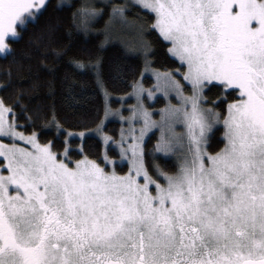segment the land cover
<instances>
[{
  "label": "snow or ice",
  "instance_id": "snow-or-ice-1",
  "mask_svg": "<svg viewBox=\"0 0 264 264\" xmlns=\"http://www.w3.org/2000/svg\"><path fill=\"white\" fill-rule=\"evenodd\" d=\"M131 8L154 16L151 28L186 67L183 79L192 94L183 96L180 81L164 73L157 89L166 96L173 89L180 93L182 106L160 109L159 122L142 104L121 117L135 124L142 115L144 121L139 136L132 127L127 139L122 130L119 142L107 140L118 144L121 162L130 158L127 172L117 171L118 161L107 150L102 165L89 158L82 143L76 149L81 159L73 161L71 148L61 154L53 141L41 144L37 131H17L29 125L7 120L16 114L0 98V139L18 138L31 146L0 143V158L7 160L6 167L0 165V264H264V0H133L114 6L112 13L126 20ZM97 12L52 0H0V53L14 55L13 45L31 32L17 59L21 71L31 73L33 55L43 64L55 50L60 59L68 57L72 73L94 69L97 87L105 86L102 62L73 54L78 20ZM63 85L67 96L79 95L71 74L64 75ZM209 86L237 94L226 115L204 107L228 99L208 100ZM133 88L142 100V85L135 82ZM109 112L105 106L104 119ZM25 113L21 106L20 115ZM34 117L25 120L35 124L39 107ZM221 117L224 145L209 152ZM181 118L187 128L183 156L170 170L150 163L144 148L148 130L167 129ZM51 123L66 131L54 105ZM103 123L67 132L65 143L69 137L83 142L102 132ZM184 139L174 132L164 135L154 152L168 159L173 144Z\"/></svg>",
  "mask_w": 264,
  "mask_h": 264
},
{
  "label": "trees",
  "instance_id": "trees-1",
  "mask_svg": "<svg viewBox=\"0 0 264 264\" xmlns=\"http://www.w3.org/2000/svg\"><path fill=\"white\" fill-rule=\"evenodd\" d=\"M75 4L76 7L87 5L99 11L96 16H88L78 20L81 31L77 36H73L74 43L73 54L87 56L90 59H99L102 62L101 71L105 86L97 87L95 70H82L72 73L68 67V57L60 59L55 50L49 51L47 59L41 63V57L33 55L31 60V73L21 71L18 67L17 59L21 51L25 48L26 42L31 32L24 34V39L15 43L16 49L14 55L7 53L0 54V85L9 84V87L0 89V98H3L5 104L13 107L19 124H28V127L22 129L40 133L39 141L47 143L54 142L53 150L61 153L65 146V134L68 130H83L86 124L88 128H94L99 123L104 112V99L109 95L111 104L117 105V96L127 93L133 82L140 76L145 64L160 69L184 71L179 60L172 56L168 49L169 43L164 41L157 31L152 30L151 25L154 16L149 11H141L140 8H131L125 13L126 20L120 16H114L112 8L116 5L129 4L131 0H52L54 5L61 3ZM52 13L50 8L48 15ZM63 15H66L63 14ZM112 15V16H111ZM120 17V18H118ZM86 29V30H85ZM11 43V41H9ZM103 42V46L102 45ZM56 45H53V49ZM55 69V71H52ZM11 70V75H6ZM66 73L71 74L79 87L76 92L79 95L69 97L66 95L63 85V77ZM182 80V74H177ZM144 83L150 85L152 78L144 76ZM47 81H55L53 86H49ZM39 83V87H34ZM205 96L210 101H216L218 97L227 96L228 99L222 103L210 104L215 106L221 113H225L227 104L237 98L236 93L225 92L222 88L209 86L205 91ZM19 99L20 106L16 105ZM161 102V100H158ZM54 112L57 121L63 125L66 131L60 132L55 124L51 123L52 112ZM21 106L26 107L25 115H32L33 118L37 108L41 112V118L36 120L35 124L25 120V115H20ZM47 113L48 115H44ZM99 117V119H98ZM111 125L114 122H110ZM222 126H217L214 134L210 138L209 152L218 151L223 146ZM156 140V133H152L146 141L145 150L146 159L151 163L153 159L166 170L173 168L172 159H164L161 155L152 156L153 146ZM70 148L69 155L72 160L81 157L76 151L83 143L84 152L89 158L103 164V142L97 135H90L83 142L79 138L69 137ZM109 154L113 155L115 151L109 147ZM119 171L126 169V164L117 165Z\"/></svg>",
  "mask_w": 264,
  "mask_h": 264
},
{
  "label": "rangeland",
  "instance_id": "rangeland-1",
  "mask_svg": "<svg viewBox=\"0 0 264 264\" xmlns=\"http://www.w3.org/2000/svg\"><path fill=\"white\" fill-rule=\"evenodd\" d=\"M93 1L105 2L106 0H90V2H93ZM131 1L133 2V0H131ZM98 13H99V11L97 12V14ZM96 15H94V16H96ZM118 18H120V17H118ZM170 46L171 45L169 44V47ZM0 54H4V53H0ZM172 56H174V55H172ZM185 71H186V67H185L183 72H181L179 70V73L182 74L181 75L182 80H180L177 77V75L175 74V73H177L176 70L160 69V68L153 67L150 64H145L140 76L133 82V84L135 82H138L140 85H142L143 89L145 90L143 93V99L142 100L137 99L136 90H134L133 85L127 93L117 96V98H118L117 105L111 104V101L109 99V95H107V97L105 96L104 108H105V106H108L110 108V112H109L107 119H104V112H103L102 118L100 119V120H104V123L102 125L103 131L102 132H94L93 134L100 137V139L103 142V152H102L103 157L105 155V151L107 150L108 157L111 159L117 160L118 161L117 165L126 164V169L124 171H121V172H127L128 171L130 158H125L121 162L120 161V148H119L118 144L117 143H107V140L109 137H111V138H113V140L115 142H119L121 135H122V130H124L123 135H124L125 139H127V136L129 135L128 129L132 128V127H134L137 130L135 132V135L139 136V129H141L144 126V121H143L142 115L138 116L135 124L125 123V122H123L121 117H129L131 115L130 110L137 108L140 104H142L144 109H147L150 113H153V115L151 116V119L159 122L160 121V109H163L168 105L181 107L183 102H182V96L180 93H178L177 91H175L173 89V90H170L168 92V95L166 96V95H164V93L162 91H159L156 86H157V84H159L161 87H163V85H164L163 74L171 72L174 75L175 79L179 80L181 85H183V87H184V91H183L182 95L183 96H190L192 94L191 86L188 82H186L183 79V73ZM158 74H159V79H158ZM147 75L152 78V83L150 85H146L144 83L143 78H144V76H147ZM149 91H151L153 93V95L151 97L148 96ZM204 95H205V93H204ZM159 99L161 100V102L158 101ZM204 107H215V106L207 104V105H204ZM215 109H216V111L220 112L216 107H215ZM226 109H227V107H226ZM224 114L225 115L227 114L226 111ZM6 119L11 121L13 118L10 117V115H6ZM110 122H114V123L111 125ZM99 123H100V121H99ZM222 123H223V117H221L220 124L216 125L215 127H217L219 125L222 126ZM94 128H89V129H94ZM17 131L24 132L25 135H28L31 133V132H28L22 128L17 129ZM80 131H82V130H79V131L68 130L67 132H77L78 133ZM67 132L65 134V139L67 137ZM172 132L185 136V139L183 141H177L173 144V148L169 153V158L172 159L171 160L172 164L175 165L177 163V159L179 157H182L186 151L187 128L185 126V122H184L183 118H181L180 120L171 124L169 126V128H167V129H162L159 126L154 127L152 129H149L147 135L144 138L145 139L144 148H145V144H146L147 139L149 138V136L152 133H156V140H155V143L153 146V148H155L157 141L162 136L170 135ZM222 132H224L223 126H222ZM222 137H223V134H222ZM68 139L69 138H67V143H65V146H64L61 154L64 152L65 147L70 148V143H69ZM0 143H3L5 145H9V146L12 144H15L18 148L22 147V148H26V149L31 150V146L27 143V141H20L18 138L16 140L0 139ZM40 143L44 144L42 142H40ZM223 145H224V143H223ZM109 147H112L113 150L115 151V153L113 155L109 154V150H108ZM151 155L152 156L156 155L154 150L152 151ZM60 158L63 159V155H61ZM79 159H81V157L76 159V160H79ZM73 161H75V160H73ZM153 161L156 162L155 159H153ZM0 165H4L6 167L7 160L5 158H0ZM110 168H111V165H109V169ZM117 171H119L118 168H117ZM5 174H7V173H5Z\"/></svg>",
  "mask_w": 264,
  "mask_h": 264
}]
</instances>
